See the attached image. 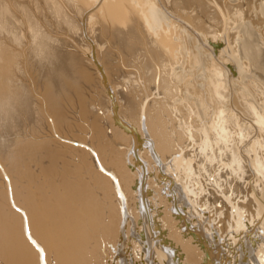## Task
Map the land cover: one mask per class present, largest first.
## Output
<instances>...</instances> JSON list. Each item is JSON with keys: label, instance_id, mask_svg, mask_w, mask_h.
I'll return each mask as SVG.
<instances>
[{"label": "bare ground", "instance_id": "1", "mask_svg": "<svg viewBox=\"0 0 264 264\" xmlns=\"http://www.w3.org/2000/svg\"><path fill=\"white\" fill-rule=\"evenodd\" d=\"M121 252L264 264V0H0V264Z\"/></svg>", "mask_w": 264, "mask_h": 264}, {"label": "rangeland", "instance_id": "2", "mask_svg": "<svg viewBox=\"0 0 264 264\" xmlns=\"http://www.w3.org/2000/svg\"><path fill=\"white\" fill-rule=\"evenodd\" d=\"M254 186H256V185H254ZM257 187V186H256ZM211 188L212 187H208V193H210V196H209V194H207L208 196H209V198H212V195H214V194H217V193H215V190L214 189H212L211 190ZM247 188V190L249 189V187H246ZM244 190H245V186H244ZM214 191V192H213ZM224 193H222V195H223ZM229 195H231V194H229ZM236 197V194H234L233 193V195H232V198H235ZM214 198H215V195H214ZM213 198V199H214ZM213 199H210L209 201L210 202H213ZM243 201V198H240V197H238V198H236V200L237 201H240L241 202V200ZM245 200V199H244ZM218 205L220 206L221 204H220V202L217 204V207H218ZM204 208H202L201 210H203ZM215 223H217V222H215ZM221 223H219V225H220ZM139 246V245H138ZM138 248H140V246L138 247ZM137 248V249H138ZM139 250V249H138ZM124 251H126V250H124ZM121 255H122V258H123V261L122 262H124L125 264H138V263H136V261H133V260H131V257L130 258H128V256L126 257V255H127V252H124V253H122L121 252ZM125 256V257H124ZM137 256H138V259H139V257H140V260H142V258L144 257V255H142L141 253H138L137 252ZM142 257V258H141ZM128 258V259H127ZM127 261V262H126ZM144 260H142V262H143ZM164 264H167L166 262H163ZM123 264V263H122Z\"/></svg>", "mask_w": 264, "mask_h": 264}]
</instances>
